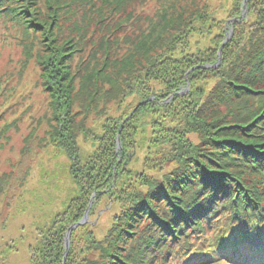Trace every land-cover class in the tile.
I'll list each match as a JSON object with an SVG mask.
<instances>
[{
    "label": "trees",
    "instance_id": "trees-1",
    "mask_svg": "<svg viewBox=\"0 0 264 264\" xmlns=\"http://www.w3.org/2000/svg\"><path fill=\"white\" fill-rule=\"evenodd\" d=\"M102 1L110 6L106 14L95 0H47L43 14L37 0H0V15L25 37L39 34L24 51L40 67L58 123L54 139L73 162L77 188L41 231L31 263L264 264V245L251 243L255 237L264 244V0H231L227 19L235 20L225 43L227 19L215 20L207 3L200 8L191 0L188 15L187 0H157L153 14L138 15L129 33L117 36L126 32L125 10L135 0ZM74 16L81 19L71 23L76 32L60 38L61 23ZM87 31L96 36L86 39ZM88 43L90 60L72 66ZM79 92L85 112L121 96L138 102L126 121L110 117L99 133L75 121ZM79 134L96 145L91 152L80 149ZM159 145H166L163 160L155 156L150 167ZM136 147L145 160L140 170H129L124 161ZM87 209L65 258V233ZM96 209L116 210L99 240L90 231ZM80 230L85 252L96 258L74 251Z\"/></svg>",
    "mask_w": 264,
    "mask_h": 264
},
{
    "label": "rangeland",
    "instance_id": "rangeland-1",
    "mask_svg": "<svg viewBox=\"0 0 264 264\" xmlns=\"http://www.w3.org/2000/svg\"><path fill=\"white\" fill-rule=\"evenodd\" d=\"M194 1L200 8L207 3L209 9L214 11L213 18L218 22L227 19L226 11L231 6V0ZM187 2L188 5L184 7L186 14L193 9L191 0ZM95 4H99L98 8H101L105 14L110 8L109 4L104 5L102 0H95ZM36 6L43 14L47 8V0H37ZM156 6L157 0H135L125 10V13L129 12L131 15V19L125 24H128L126 32L118 30L112 35L123 36L129 33L132 29L129 26L134 27L136 17L153 14ZM32 10L34 7L31 8V12ZM80 10V8L76 9L78 12ZM27 16H30V13ZM75 20L76 16L61 23L60 38L66 39L76 32L71 24ZM77 20L80 22L81 19L77 18ZM233 20L235 19L228 18L224 23V26L230 29L229 32L227 31L228 38L232 36V29L228 24ZM35 22L38 24L36 20ZM32 34L39 37V34L31 31L25 37L20 26L8 17L0 15V264H32L31 258L36 254V247L42 237L41 231L57 214L64 211L77 189L71 177L73 162L63 146H58L54 139L58 123L53 121L51 100L40 84V67L34 62V58L27 57L24 51L27 43L32 41ZM95 36L94 31L85 33V38L88 40ZM40 40L45 39L40 37ZM90 47L91 43H88L84 52L74 54L72 66L77 65L80 58L85 61L90 60ZM36 52L35 45L29 53L32 55ZM72 70L76 71L73 68ZM79 86L80 81L76 78L75 92L79 90ZM105 88L108 86L106 85ZM106 102L99 103L97 110H92L91 106L85 112L82 105L87 101H81L79 92L77 101L72 107L76 123H82L85 128L99 130L100 133L103 131L100 125L106 124L110 117L121 120L126 116L124 119L126 121L134 112L138 97L131 95L124 99L121 96L115 101ZM187 138L196 141V137L191 134L187 135ZM77 143L84 153L91 152L96 146L82 134L77 136ZM157 147L150 154L152 158L148 164L150 167L157 165L158 157L160 158L158 163L163 160L162 153L166 151V145ZM143 153L144 149L138 147L134 148L133 152L129 151L127 159H133L129 163L128 160L124 161L126 168L140 170L145 160ZM163 166L169 169L173 165L164 162ZM153 172L152 170L151 173ZM101 204L100 208H103ZM103 210L105 209L102 211L96 209L90 216V221L94 223L90 231L97 240L104 236L111 222V215L116 211ZM85 238L86 232L83 230L73 235L72 246L75 252L82 250L81 257L87 254ZM251 243L259 247L262 245L255 237ZM69 246L70 239L68 249ZM67 254L68 250L66 255L64 251L65 258ZM96 255L97 252L93 253V250L92 254H87L92 258H96ZM233 263L235 264L230 261V264ZM170 264L174 262L170 261Z\"/></svg>",
    "mask_w": 264,
    "mask_h": 264
},
{
    "label": "water",
    "instance_id": "water-1",
    "mask_svg": "<svg viewBox=\"0 0 264 264\" xmlns=\"http://www.w3.org/2000/svg\"><path fill=\"white\" fill-rule=\"evenodd\" d=\"M245 6V2L243 3V7ZM243 13H245V9L243 10ZM243 15V14H242ZM228 40V37L225 39L224 43ZM224 43H222L221 47H220V50L222 48V46L224 45ZM118 143V141H117ZM89 209V207H88ZM88 209L86 210L83 218L78 221L77 223L69 226V228L67 229L66 233H65V236H64V244H65V255L67 253V250H68V245H69V238H70V233L72 232V230L76 229L78 226H81V225H84L86 222H87V219H88Z\"/></svg>",
    "mask_w": 264,
    "mask_h": 264
}]
</instances>
